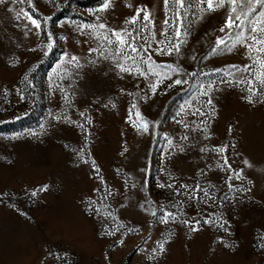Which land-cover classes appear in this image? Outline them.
Returning <instances> with one entry per match:
<instances>
[{"label":"rangeland","instance_id":"1","mask_svg":"<svg viewBox=\"0 0 264 264\" xmlns=\"http://www.w3.org/2000/svg\"><path fill=\"white\" fill-rule=\"evenodd\" d=\"M247 3L0 4V264H264V3ZM149 61L171 77L155 92Z\"/></svg>","mask_w":264,"mask_h":264},{"label":"snow or ice","instance_id":"2","mask_svg":"<svg viewBox=\"0 0 264 264\" xmlns=\"http://www.w3.org/2000/svg\"><path fill=\"white\" fill-rule=\"evenodd\" d=\"M5 2V0H0V4H3ZM168 0H165V4H167ZM231 2L233 3V5L236 4V0H231ZM251 2L252 0H248V3L245 5V7H247L249 9V11H252L251 9ZM257 3H264V0H256ZM176 3H178L181 8L183 7V0H176ZM107 3H105L103 5L104 8H107ZM207 7L209 9H213V4H212V0H207ZM233 11H235V7L233 8ZM31 19V18H30ZM144 19L147 20L149 19V17L147 15L144 16ZM236 19H240V17H236ZM136 20V17H133L132 18V21L135 22ZM177 20L181 21V27H182V16L179 14V12L177 13ZM31 23L33 25H35L36 28H39L40 27V24L35 20V19H32L31 20ZM168 21L166 20L165 21V24H167ZM233 25V19L231 16L228 17V19L226 20V26L227 27H231ZM264 12H261L260 13V19L256 20L251 28V32L253 33V35H251L250 39L253 41V44L254 45H260V47L257 48V51H260V52H264V39H259L257 37V35H255L256 33H260L261 36H264ZM81 29L85 28V27H88L87 25H81L80 26ZM99 28L103 29L105 28L106 26L104 24H100L98 26ZM221 31H224L223 28H221ZM113 35L115 36V42L117 44H119L121 46V48L119 49V51H123V48L124 47H128L130 48V51L131 52H137L138 49L134 46V42L132 44H129V41L127 39H125V35H122L121 33H117V32H113ZM177 39H179V37L181 36V28H177L176 29V33H175ZM48 39L49 40H52L53 37H52V34L49 33L48 34ZM105 39H107V37H105ZM110 44L112 43L111 40L108 41ZM239 42V38H238V41ZM224 41L223 39H219L217 41V44H223ZM53 46V44H49L48 47L51 48ZM175 50L176 52H179L180 51V45L179 44H176V45H172V46H169L167 48H163V49H158V51L160 52L161 55H171L172 51ZM213 51H215V49H213ZM77 57L75 56H72L71 57V60L72 61H77ZM121 69V71H124V72H130L131 69H128V68H125L123 65H118ZM161 66L160 65H153L150 61L148 62V70L147 72L141 70L140 68H136V72L139 74V75H142V76H148V75H154L157 77V80L155 83H151L150 84V88L153 92H155L157 90V88L159 87V85L161 83H163V80L164 79H171V77H161L160 73L157 71L158 68H160ZM168 68H172V65H167ZM262 68H264V63H262L261 65ZM174 72H179L180 70L178 68H173L172 69ZM259 78V76L257 77ZM25 79H28V77H25ZM183 81L181 79H175L173 80V84L175 85H180ZM264 82V81H262ZM169 87L172 86V84H169L168 85ZM209 88L212 87V85H209L208 86ZM205 95H207V93H205ZM249 100V102H252V96H249L247 98ZM209 105L211 104V100L208 101ZM115 106V105H113ZM81 115H83V113H81ZM59 119V117H58ZM43 127V126H42ZM185 127H187V125H185ZM144 129L147 131L148 130V123L145 121L144 123ZM35 134V133H33ZM184 139H187V137H184ZM169 143H171V141H169ZM201 151H204V149H201ZM163 186V185H162ZM171 185H169L170 187ZM205 195H207V193H205ZM153 216L156 215V212H153L152 213ZM169 218L171 219H175V214L174 213H171V212H167L165 211L164 214L160 217V220L162 223H167ZM185 224L188 223L187 220L183 221ZM195 230V229H194ZM159 249L161 251H163L164 249V245L163 244H160L159 245ZM152 252L155 253L156 252V249H152ZM150 258H153V257H150Z\"/></svg>","mask_w":264,"mask_h":264}]
</instances>
